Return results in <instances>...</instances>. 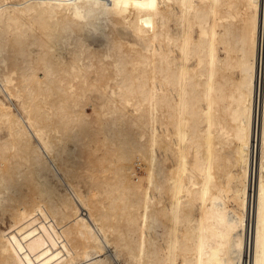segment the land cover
I'll return each mask as SVG.
<instances>
[{"label":"bare ground","instance_id":"obj_1","mask_svg":"<svg viewBox=\"0 0 264 264\" xmlns=\"http://www.w3.org/2000/svg\"><path fill=\"white\" fill-rule=\"evenodd\" d=\"M62 2L0 0V264H264V0Z\"/></svg>","mask_w":264,"mask_h":264},{"label":"clouds","instance_id":"obj_2","mask_svg":"<svg viewBox=\"0 0 264 264\" xmlns=\"http://www.w3.org/2000/svg\"><path fill=\"white\" fill-rule=\"evenodd\" d=\"M119 0H112V6L108 7L105 0H63L59 7L74 13L76 19L85 21L89 16L96 17L99 12L106 16L114 13L115 6ZM141 8L149 9L151 5H141Z\"/></svg>","mask_w":264,"mask_h":264},{"label":"rangeland","instance_id":"obj_3","mask_svg":"<svg viewBox=\"0 0 264 264\" xmlns=\"http://www.w3.org/2000/svg\"><path fill=\"white\" fill-rule=\"evenodd\" d=\"M88 111L90 112V110H88ZM132 168H133V170H134L135 173H137L138 175L141 174V169L137 165H134ZM81 186H82V188H83L84 191L87 190V186H86V184H85L84 181H81Z\"/></svg>","mask_w":264,"mask_h":264}]
</instances>
